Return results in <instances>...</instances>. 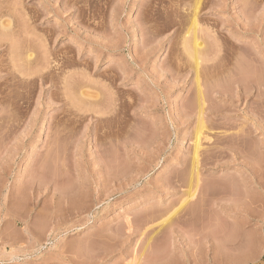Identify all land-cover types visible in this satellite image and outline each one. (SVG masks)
<instances>
[{
    "label": "rangeland",
    "instance_id": "obj_1",
    "mask_svg": "<svg viewBox=\"0 0 264 264\" xmlns=\"http://www.w3.org/2000/svg\"><path fill=\"white\" fill-rule=\"evenodd\" d=\"M194 1L0 0V264H264V0Z\"/></svg>",
    "mask_w": 264,
    "mask_h": 264
},
{
    "label": "bare ground",
    "instance_id": "obj_2",
    "mask_svg": "<svg viewBox=\"0 0 264 264\" xmlns=\"http://www.w3.org/2000/svg\"><path fill=\"white\" fill-rule=\"evenodd\" d=\"M203 1H204V0H202V2H201V0H198V1L196 0V4H195V1H194L195 6H193L192 18H191L192 20H189V21H191V22L187 21V24H188V22L191 23V27H190V29L188 28V29H189V31H188L189 34L192 33V35H193V39H194V40H193V42H194V43H193V44H194L193 49H194V50L192 51V55H193V53H194V55L191 56V58L193 57V60H194V58H195L194 61H195V63H196V64H195L196 66H200V65L202 64V63H201V62H202V58H201V57H202L203 54H201V53H202V51H204V50H203L204 47L202 48V46H201V44H200V42H199V39H200V38H198V37H199V36H198V33H199V31L201 30V28H200V27H201V26H200V25H201V23H200V22H201V19H199V17H200V16H199V15H200L199 10L203 7V5H202V7H201V4L204 3ZM246 1H247V0H246ZM252 1H253V2H256V3L260 2V0H252ZM17 2H18V1H17ZM70 2H71V1H70ZM23 3H24V2H23ZM15 4H18V3H15ZM247 4H248V3H247ZM254 4H255V3H254ZM13 5H14V4H13ZM245 5H246V3H245ZM256 5H257V4H256ZM19 6H20V4H19ZM21 7H22V6H21ZM246 7H247V5H246ZM200 11H202V9H201ZM0 12H1V11H0ZM84 16H85V15H84ZM83 19H84V18H83ZM187 24H186V25H187ZM189 25H190V24H189ZM199 28H200V29H199ZM1 29H2L3 31H5V32H8V31H10V29H11V24H10V23H9V24H5L4 22H2V23H1ZM201 31H202V30H201ZM190 32H191V33H190ZM12 42H13V41H12ZM13 45H14V44H13ZM7 47H8V46H7ZM8 48H11V47L9 46ZM14 48H15V47H14ZM14 50H15V49H14ZM26 50H27V49H26ZM29 51H30V50H29ZM26 52H27V51H26ZM32 55H33V54H30V53L28 54V56H27L28 58H27V59H28L29 61H32V60H33V57H34V56H32ZM229 55H230V54H229ZM24 56H25V55H24ZM199 56H200V57H199ZM200 58H201V59H200ZM226 58H227V57H226ZM200 60H201V61H200ZM29 61H28V62H29ZM199 61H200V62H199ZM200 63H201V64H200ZM72 64H73V63H72ZM66 65H67V63H66ZM248 66H249V65H248ZM248 66H247V67H248ZM250 66H251V65H250ZM250 66H249V67H250ZM247 67H246V68H247ZM258 67H259V66H258ZM36 68H37V67H36ZM36 68H35V69H36ZM65 68H66V66H65ZM196 68H197V67H196ZM198 69H199V68H198ZM198 69H197V70H198ZM244 69H245V67H244ZM255 69H256V67H255ZM39 70H40V69H39ZM197 70H196V72H197ZM245 70H246V69H245ZM251 70H252V68H251ZM198 71H199V70H198ZM252 71H253V70H252ZM256 71H257V70H256ZM258 71H259V69H258ZM258 71H257V72H258ZM37 72H38V70H37ZM199 72H200V71H199ZM239 72H240V71H239ZM245 72H247V71H245ZM41 73H42V72H41ZM262 73H263V72H262ZM33 74H34V73H33ZM198 74H199V73H197V75H198ZM250 74H252V73H250ZM40 75H41V74H40ZM40 75H39V76H40ZM200 75H201V73H200ZM240 75H241V74H240ZM242 75H245V74H242ZM242 75H241V76H242ZM247 75H248V74H247ZM255 75H256V74H255ZM259 75H260V74L258 73L257 77H259ZM30 76H31V75H30ZM42 76H43V75H42ZM46 76H47V75H46ZM68 76H69V75H68ZM260 76H261V75H260ZM40 77H41V76H40ZM244 77H245V76H244ZM257 77H256V79H257ZM198 78L200 79L199 76H198ZM198 78H197V80H199ZM246 78H247V76H246ZM260 78H261V77H259L258 79H260ZM43 79H44V78H43ZM45 79H46V78H45ZM263 79H264V78H263ZM41 80H42V79H41ZM69 80H70V79H69ZM50 81H51V80H50ZM56 82H57V81H56ZM68 82H70V81H68ZM197 82H198V81H197ZM199 82H200V80H199ZM199 82H198V86H199V85H200V86L198 87V90H199V88L201 87V84H199ZM262 82H263V80H262ZM70 83H71V82H70ZM200 89H202V88H200ZM64 91H65V90H64ZM66 91H67V90H66ZM65 93H66V92H65ZM203 93H204V92H203ZM198 96H199V98H198V100H199V99L201 98V96H202V95H201V92H200V94H198ZM68 98H69V97H68ZM203 98H204V95L202 96V99H200V101H202V102L199 101V102H200V105H201V104H202V105L205 104V102L203 101V100H205V99H203ZM203 102H204V104H203ZM200 105H199V106H200ZM202 105L200 106L199 116L202 115V114L204 113V111H203V110H204V109H203L204 107H203ZM204 106H205V105H204ZM203 116H204V114H203L202 116H200V118H199V121H200V122L198 123V125H199V128H198V129H199V130H197V132H198V131H199V132H198V134H197V141L195 142L196 145H195V151H194V153H195V155H194L195 159H194V160H195V162H196L198 165H199L198 162H200V161H199V158H200V156H201V155H200V154H201V153H200V150L202 149V148H201V146H202V144H203L202 141H204V140H203L204 138L201 136V135H202V130H203L204 127H205V125H204L205 123L203 122V121H204V120H203V119H204ZM203 136L206 138L205 135H203ZM197 164H196V165H197ZM194 167H195V165H194ZM194 169H195V168H194ZM199 170H200V169H199V166H197L196 170H193V174H192V178H191V179L196 178V180H194V179H193V180L196 182V185H197V186L199 185V181H200V178H199V176H200V172H199ZM193 180H192V181H193ZM191 183H192V182H191ZM197 186H196V187H197ZM194 197H195V191H194L193 194H190V195H189V198H190V199H191V198H194ZM186 204H188V203L186 202Z\"/></svg>",
    "mask_w": 264,
    "mask_h": 264
}]
</instances>
